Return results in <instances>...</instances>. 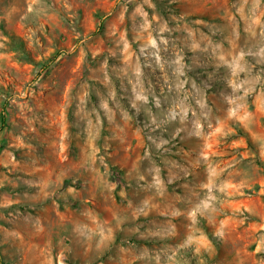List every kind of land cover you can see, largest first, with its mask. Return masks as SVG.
I'll return each instance as SVG.
<instances>
[{
	"label": "rangeland",
	"instance_id": "374dc122",
	"mask_svg": "<svg viewBox=\"0 0 264 264\" xmlns=\"http://www.w3.org/2000/svg\"><path fill=\"white\" fill-rule=\"evenodd\" d=\"M3 108L0 264H264V0H0Z\"/></svg>",
	"mask_w": 264,
	"mask_h": 264
},
{
	"label": "trees",
	"instance_id": "16d2710c",
	"mask_svg": "<svg viewBox=\"0 0 264 264\" xmlns=\"http://www.w3.org/2000/svg\"><path fill=\"white\" fill-rule=\"evenodd\" d=\"M65 52L64 51H59L57 52L54 57H52L44 66L43 69L46 70L48 67H50L51 65H53L55 63V61L58 59V57H60L61 55H64ZM4 112H5V108L2 109V115H1V127H4L5 125V117H4Z\"/></svg>",
	"mask_w": 264,
	"mask_h": 264
}]
</instances>
